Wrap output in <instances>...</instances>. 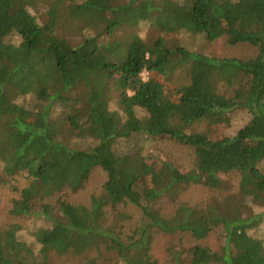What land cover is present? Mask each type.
I'll return each instance as SVG.
<instances>
[{
  "label": "trees",
  "instance_id": "1",
  "mask_svg": "<svg viewBox=\"0 0 264 264\" xmlns=\"http://www.w3.org/2000/svg\"><path fill=\"white\" fill-rule=\"evenodd\" d=\"M94 170L139 225L47 199ZM211 177L219 196H183ZM0 190V264H264V0H0Z\"/></svg>",
  "mask_w": 264,
  "mask_h": 264
},
{
  "label": "rangeland",
  "instance_id": "2",
  "mask_svg": "<svg viewBox=\"0 0 264 264\" xmlns=\"http://www.w3.org/2000/svg\"><path fill=\"white\" fill-rule=\"evenodd\" d=\"M167 2L168 0H164ZM211 51L217 57H244L249 54L247 50L242 48H230L227 47L222 42H217L212 45ZM144 79H146V75H144ZM246 98L243 90H238L234 95L232 102L240 103ZM218 133L217 136L221 137L225 133L222 131V128L216 130ZM227 132H231L229 129ZM153 153L175 163L180 164L184 168H188L190 165V161L188 159L189 156H186L184 153L185 150L182 147L175 146L171 143L163 141L157 142L154 148L151 149ZM187 166V167H186ZM81 177L74 174L72 176V180L77 182V189L74 190L72 188L67 189L66 191H62L60 193H54L51 195L48 200L55 202L57 199H65L70 203L81 204L88 208H95V215L100 218V215L104 218V223L109 227H114L115 229H119V227H126L127 229H131L133 226L139 225L141 223V214L132 206L125 203L123 198L120 195H108L104 192V174L101 171L94 170L89 177H87L84 181L78 180ZM208 183L211 184L212 187L202 186V185H194L189 186L186 194L183 195L185 198L191 199L193 203H201L209 200L212 196H219L220 193L215 191L217 186V181L214 178L208 179ZM12 196L4 190H0V228H5L9 223V217L7 216V212L10 207V200ZM124 216H128L127 218H123ZM202 236L194 233L191 236H188V240H193L195 238L200 239ZM206 241V246L209 249H214L215 237H207V235L201 239V241ZM200 241V240H198ZM198 242L201 243L202 242ZM165 238L159 237L153 245L152 256L153 262H160L165 257ZM261 247H256V252L254 253V258L259 254ZM255 252V251H254ZM104 254L111 257L112 260L117 258V250L113 251H105ZM106 261V260H104ZM214 263V262H213ZM212 264V263H209ZM215 264V263H214ZM217 264V263H216Z\"/></svg>",
  "mask_w": 264,
  "mask_h": 264
}]
</instances>
